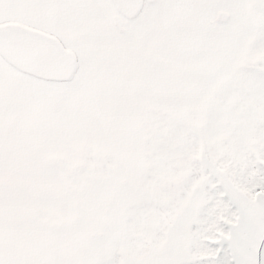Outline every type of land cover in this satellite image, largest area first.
<instances>
[{
    "label": "snow or ice",
    "instance_id": "obj_1",
    "mask_svg": "<svg viewBox=\"0 0 264 264\" xmlns=\"http://www.w3.org/2000/svg\"><path fill=\"white\" fill-rule=\"evenodd\" d=\"M0 264H264V0H0Z\"/></svg>",
    "mask_w": 264,
    "mask_h": 264
}]
</instances>
